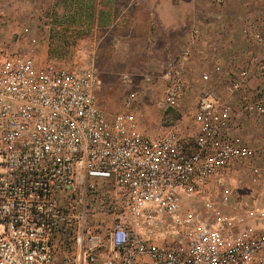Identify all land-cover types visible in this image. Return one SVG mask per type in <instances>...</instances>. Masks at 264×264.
I'll return each mask as SVG.
<instances>
[{"label":"built area","instance_id":"2783aa9c","mask_svg":"<svg viewBox=\"0 0 264 264\" xmlns=\"http://www.w3.org/2000/svg\"><path fill=\"white\" fill-rule=\"evenodd\" d=\"M244 32L264 48V34ZM201 33L194 26L147 77L162 85V106L178 108L190 89ZM29 44L0 50V264H264V207L233 205L226 181L240 169L264 183L242 135L246 114L264 117V84L240 104L230 99L247 90L248 68L223 92L211 84L222 67L200 69L192 133L173 125L152 136L136 112L143 92L108 116L94 65L40 62L36 38Z\"/></svg>","mask_w":264,"mask_h":264},{"label":"crops","instance_id":"0c3cea01","mask_svg":"<svg viewBox=\"0 0 264 264\" xmlns=\"http://www.w3.org/2000/svg\"><path fill=\"white\" fill-rule=\"evenodd\" d=\"M194 0H73L77 8L88 3L93 6L95 17L92 25L95 30L88 37L97 49L92 53L101 56L99 46L106 48V44L137 43L144 42L146 50L152 51L148 57H144L142 67L146 73H154L158 66L172 59L181 50L187 37L194 27L196 11ZM203 1V0H201ZM15 0L16 17L24 16L34 20L38 19L40 11L48 6L51 0ZM59 2H66L59 0ZM205 2V1H204ZM78 5V6H77ZM197 6V5H196ZM209 7V4L207 3ZM202 8V41L203 55L195 54L189 63L188 77L191 82L190 89L195 90L200 86L199 71L212 65H220L222 72L218 76L212 72L211 84L221 92L223 83L231 79L243 68L250 70V78L247 90L240 91L230 97L235 103L251 99L256 91L264 84V73L260 69V61L264 57V48L258 45L252 36L247 37L245 29L264 34V0H226L223 6H213V12L209 8ZM211 7V6H210ZM30 14L23 15V10ZM37 15V16H36ZM205 22L207 25L205 26ZM198 26V25H197ZM200 27V26H199ZM205 28L208 32L205 33ZM17 31V30H16ZM35 31L25 30L24 35ZM37 36V35H36ZM38 37V36H37ZM35 38V37H32ZM100 47V48H101ZM105 50H103V53ZM38 53V52H37ZM100 54V55H99ZM152 56V57H151ZM164 64V65H165ZM139 73V72H137ZM188 92V91H187ZM181 104L185 101V98ZM145 94L140 97L143 100ZM197 103V102H196ZM180 104V105H181ZM196 106V105H195ZM141 128L151 134L142 124ZM242 135L244 139L257 150L255 160H264V117L256 118L246 114L243 118ZM260 190L264 191V183Z\"/></svg>","mask_w":264,"mask_h":264},{"label":"rangeland","instance_id":"374dc122","mask_svg":"<svg viewBox=\"0 0 264 264\" xmlns=\"http://www.w3.org/2000/svg\"><path fill=\"white\" fill-rule=\"evenodd\" d=\"M65 1L61 3L59 0H51L48 6H44L43 12L40 11L38 16L36 15L38 19L33 22L24 16H15V0H0V50L26 53L30 48L29 40L35 37L38 61H52L59 66L70 67L94 65L97 68L100 76L97 100L108 116L120 112L128 94L137 90L145 94L142 101L138 100L136 112L147 131L156 134L165 128L178 125L181 135L189 136L192 133V116L199 98L200 86L195 90L189 89L185 101L178 108L162 106V85L154 80L147 81V77L161 71L165 62L154 70L156 72L145 74L142 63L144 57L151 55L152 51L147 52L146 45L139 40L137 43H126L123 46L108 43L105 49L100 45L101 56L97 53L95 56L92 51L98 48L89 39L81 41V38L88 37L95 30L92 25L95 17L93 6L86 3L77 8L73 0ZM193 3H196L195 7L200 10L208 7L207 3L201 0H194ZM24 5L25 0L21 3V6ZM213 6L209 4L211 12ZM200 10L196 11L198 14L195 15L194 26H200L201 34H204L201 26L203 24L199 19L202 18ZM23 11V15L31 13L26 9ZM28 29H33L35 33L32 36L30 33L24 35L23 32ZM203 30L208 32L205 28ZM123 75H128V81L123 80ZM255 163L263 164L264 160H255ZM226 181L231 183L233 189V205L264 207V191L260 190L261 186L251 184L248 174L237 169Z\"/></svg>","mask_w":264,"mask_h":264}]
</instances>
